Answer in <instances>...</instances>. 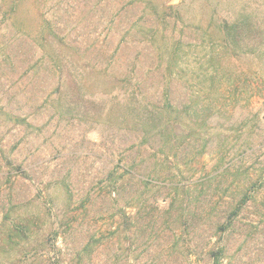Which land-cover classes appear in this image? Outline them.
Returning a JSON list of instances; mask_svg holds the SVG:
<instances>
[{
  "label": "rangeland",
  "instance_id": "rangeland-1",
  "mask_svg": "<svg viewBox=\"0 0 264 264\" xmlns=\"http://www.w3.org/2000/svg\"><path fill=\"white\" fill-rule=\"evenodd\" d=\"M163 1L182 20L137 0H0V264H214L215 222L258 179L219 264H264L256 65L211 70L200 20L228 0ZM167 88L178 110L214 109L210 134L142 143L126 103L162 105Z\"/></svg>",
  "mask_w": 264,
  "mask_h": 264
},
{
  "label": "trees",
  "instance_id": "trees-1",
  "mask_svg": "<svg viewBox=\"0 0 264 264\" xmlns=\"http://www.w3.org/2000/svg\"><path fill=\"white\" fill-rule=\"evenodd\" d=\"M137 1H145L157 13H160L161 10L164 17L173 16L177 20H182L179 7L165 4L166 2L164 1L161 7V0L160 2H156V0ZM226 3V7H228H225L227 13L224 19L220 20L218 12L214 9H210L211 12L208 18H201L200 20V23H206V35H209V38L212 39V45L215 46L216 44L220 47L218 51H215L216 48L213 49L215 53L212 54L209 59L211 61V70L214 71V76H216L217 73L222 72L225 67L222 63L224 61L229 62L235 60L241 63V61L245 59H252V65L255 64L256 67L244 71L246 74H249V70H254L256 77L258 76L256 92L262 95L264 94L262 93L264 92V0H228ZM177 45L174 51L175 55L177 54V57H179L178 53L182 50V46L178 43ZM181 59L183 58L181 57ZM171 67L173 66H170V74H172L173 69ZM225 74L229 75L226 78L234 79L235 72L230 71ZM129 83L130 81L123 80V84H126V87L127 85L130 86ZM127 89L130 88L128 87ZM235 90L236 92L242 91L239 90V88ZM134 93L135 92H133V94ZM169 93H171V89L167 88L164 95V103L162 105L154 104L146 99L138 101V97L126 103L128 114L124 117V121L130 126V130L142 133V143L147 144L150 140L156 142L157 139H160L163 141L164 147L171 145V149H177L176 146L178 145H176V143L178 139L186 140L193 136L202 137V135L205 136L206 134H210L209 130H207L208 119L214 109L207 105L201 106L202 110L198 111L199 109L196 107V102H194L178 110L173 105ZM195 108H197V110ZM209 111L211 112L209 113ZM201 118L202 120L200 121ZM195 119H199L196 121L198 124L196 129L191 127V123H193L192 121ZM20 122L22 125L30 126L26 124L24 120ZM178 129H182L184 132L186 131V136L181 138L178 137ZM0 153L3 155L5 154L2 147H0ZM115 173H111L110 175L112 176ZM125 177L126 175L124 173L116 177L115 185ZM257 182L244 190L240 199L226 211L223 221L215 222L216 227L212 236L218 239L214 243L215 247L210 251L214 264H219L221 257L226 253L227 246H220L221 239L225 235L231 233L236 220L251 199H253V193L258 188ZM31 233V228L27 225H23L18 226L16 235L21 240H25L31 236ZM9 238L14 242L13 235H10ZM193 252L196 251L194 250Z\"/></svg>",
  "mask_w": 264,
  "mask_h": 264
}]
</instances>
